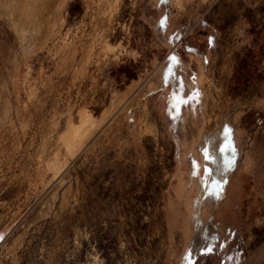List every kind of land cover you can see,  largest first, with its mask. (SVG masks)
I'll list each match as a JSON object with an SVG mask.
<instances>
[{
    "label": "rangeland",
    "instance_id": "obj_1",
    "mask_svg": "<svg viewBox=\"0 0 264 264\" xmlns=\"http://www.w3.org/2000/svg\"><path fill=\"white\" fill-rule=\"evenodd\" d=\"M0 264H264V0H0Z\"/></svg>",
    "mask_w": 264,
    "mask_h": 264
},
{
    "label": "snow or ice",
    "instance_id": "obj_2",
    "mask_svg": "<svg viewBox=\"0 0 264 264\" xmlns=\"http://www.w3.org/2000/svg\"><path fill=\"white\" fill-rule=\"evenodd\" d=\"M205 171H207V169H205ZM212 249L209 247V248H207V251H211Z\"/></svg>",
    "mask_w": 264,
    "mask_h": 264
}]
</instances>
